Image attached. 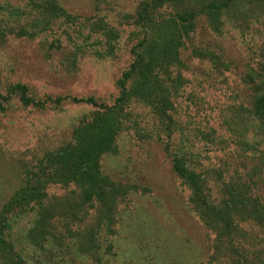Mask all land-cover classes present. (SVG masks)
Wrapping results in <instances>:
<instances>
[{
    "label": "rangeland",
    "instance_id": "374dc122",
    "mask_svg": "<svg viewBox=\"0 0 264 264\" xmlns=\"http://www.w3.org/2000/svg\"><path fill=\"white\" fill-rule=\"evenodd\" d=\"M152 1L0 0V32L27 33L0 40V264H228L192 189L172 170L177 154L205 180L210 201L222 202L234 182L264 202V137L244 80L264 64V13L237 22L231 6L217 25L199 17L182 39L180 63L141 75L132 71L140 43L161 18L185 10ZM196 2L186 8L211 0ZM47 3L64 16L48 19L39 9ZM139 14L150 21L140 23ZM45 23L52 26L40 33ZM123 80L131 96L109 119L119 131L102 151L103 178L93 179L108 185L110 214L79 190L91 174L78 148L91 141L87 129L103 118L95 117L101 109L71 98L113 106ZM19 85L43 107L24 106ZM240 228L246 237L231 240L240 261L246 255L263 264L264 232L251 223ZM46 240L52 246L34 247Z\"/></svg>",
    "mask_w": 264,
    "mask_h": 264
},
{
    "label": "trees",
    "instance_id": "16d2710c",
    "mask_svg": "<svg viewBox=\"0 0 264 264\" xmlns=\"http://www.w3.org/2000/svg\"><path fill=\"white\" fill-rule=\"evenodd\" d=\"M166 1L177 6L184 4L185 10L183 11L181 9L182 13L180 15L175 14L171 17L161 18V20H159L160 24H155L156 28L153 30L151 36H149L148 39L145 38L140 43L139 47L141 48V52L136 54L137 60L134 62L135 65L132 68L133 73L139 72V74L144 75L149 69L169 65L171 63H180V50L184 45L182 39L183 37L188 38V35L194 32L199 17L203 16L211 25H217L219 19L224 14V10L226 12L231 6L233 9L232 12H234V18L237 19L236 17L238 16L241 18L237 19V22L238 20H242V18H247L248 15L252 12L254 13L256 10L260 13H264V0H211L208 5L201 7L195 6L196 8H193L194 10L186 8V4L188 5L187 0H153L152 2L161 5ZM188 1L191 3L194 2L196 5L198 4L196 0ZM45 7L46 8L43 7L44 9L39 7V9L44 15H49L48 19L50 20L58 19V17H62L65 14L60 7H57V4L47 3ZM149 17L145 18L143 14H139L140 23L144 24L148 20L150 21ZM35 26L36 25L34 24L33 27ZM50 26L52 25L49 23L41 24L39 27L40 33L50 30ZM159 29L163 31L162 36L158 32ZM8 36L21 38L26 37L27 33L23 30H16L13 27L4 32H0V40H5ZM127 76L130 79L132 78V75ZM244 78L245 82L252 87L254 93L251 104L252 117L258 122L257 129L261 131L264 137V64L259 66L257 71H252V73L246 74ZM125 80L128 81L126 78ZM125 80L119 82L120 97L117 98L116 103L113 106L107 107L105 105H98L92 98H71V102L74 104H86L101 109L100 112L96 113L95 117L102 113L103 118L99 117L96 119L87 129L91 134H89L92 138L91 141L85 148H78L79 153L83 155L80 164L85 168V173L89 172L91 174L90 176L82 175V178L85 180L87 179V183H85L84 186L82 184V187H79V190L82 192V197L85 196L87 199H90V201H96L101 210L109 212L110 214H112L114 210L112 207H107L105 198L107 200L108 197H106V192L104 191L105 187L107 188L108 185L105 184L102 179V182H100L99 185H96L93 183V179L103 178V176L101 177V175H98V170H96L99 166L100 157L104 152L103 150L109 145L114 132L116 130L119 131V124H115L114 119L111 123V120L109 119L112 115H117V113L122 112V106L128 102V99L131 96L125 86ZM17 88L20 89L21 102L24 106L33 105L43 107L41 103L35 102L26 97L25 94L27 88L25 86L19 85ZM61 100L60 98L56 99L55 103L59 104ZM162 112L163 113H160V116H163L165 113L164 110H162ZM245 146L249 148V143L246 142ZM251 151L255 152L256 146H253ZM185 159L186 158L182 154H177L172 157L171 164L173 172L192 189L194 193L193 199L195 200L193 205L196 210L199 211L201 220L206 221L204 224L217 233L219 238L218 243L220 245L218 248L219 250L224 249L225 252L222 254L228 259L227 263L242 264L239 259L241 254L237 251L235 244H233L231 240H236L240 237H243L244 239L246 237V232H242V229L240 228L242 222L255 224L264 232V202L260 201L259 197H253L249 192L250 188L248 186L234 182H229L225 187L226 195L222 202L220 201L216 203L210 201L209 196L204 191V187L206 186L205 180L194 170V168L189 166ZM259 161L264 166V153L260 154ZM78 178L80 177L78 176ZM110 192L111 195L109 198L111 200L109 202L117 198L115 191ZM15 206V204L11 203L7 208L8 210H12ZM32 231L34 239H39L38 237L41 235L39 229L32 228ZM223 238H226L228 241ZM51 240L53 241V239ZM53 242H55V240ZM50 243V241L46 240L42 243L43 247H41V244H35L34 247L37 250L40 248H48L52 246ZM258 253L259 252L255 255ZM245 256L242 255L245 264H257L255 262L258 260L257 258L249 259Z\"/></svg>",
    "mask_w": 264,
    "mask_h": 264
}]
</instances>
